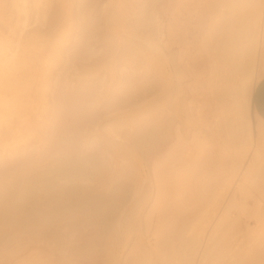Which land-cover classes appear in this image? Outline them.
<instances>
[{"label": "rangeland", "instance_id": "rangeland-1", "mask_svg": "<svg viewBox=\"0 0 264 264\" xmlns=\"http://www.w3.org/2000/svg\"><path fill=\"white\" fill-rule=\"evenodd\" d=\"M149 1L0 0V36L15 37L16 35L8 31V25H5L4 21L6 18H20L15 30L21 29L18 30L21 36L31 31L46 34L48 29L53 30L49 41L48 38L45 40V37L41 40L44 44H35L28 51L31 54H40L43 51L48 53L45 63L50 65L48 66L49 75L44 85L39 76L26 77L16 90H12L13 96L26 98V95H31L33 109L28 112V117L41 119L52 112L53 121L49 129L51 131H48L50 143L39 147L36 145V134L24 129L19 136L9 138L5 145L1 146L3 149L0 147L3 153L8 155L17 149L21 151L14 161L8 160L13 155H9L5 161L0 160V181H4L1 177L4 176V170L7 167H13L15 164L23 169V167L33 165L37 157H41L39 159L42 166L51 165L54 168L57 166L53 151L57 144L56 136L64 124L66 106L72 88L80 83L81 77L86 72L99 71L105 78L104 85L110 88L113 95L119 94L121 98L124 94L127 95L131 87H135L133 88L135 90L141 88L144 83V86H150L149 88L153 90L149 98L152 97L160 103L159 116H164L166 113L164 110L167 107L166 116L171 119L167 129L162 128L159 138L157 137L158 144L154 151L147 154L142 172L149 173L152 180L157 172H161L168 190L161 209H152L155 191L139 209L132 231L121 252L122 262L125 261L124 257L127 256L131 247L136 245L137 236H141L144 244L148 246L154 241L155 233L163 236L162 233L168 226L169 220L172 219V215L174 217V215H182L196 209L200 204V197L208 190L210 191L206 195L208 204L219 192L222 196L219 197L220 202L212 212L209 223L202 234L199 248L195 252V264L199 263L201 253L206 248L210 252L209 264H264V223L255 224L251 221L247 224L249 214L246 208L241 210L231 208L233 219L229 223L221 218L224 206L232 199L234 193L239 196L241 202H246L252 200L250 195L247 198L245 196L246 190H250L259 195L264 204V189L258 188L253 178L243 179L241 177L252 164V151L249 148L244 154L242 153L243 156L240 158L238 154L242 152L240 147L242 143L239 144L238 138L230 132L234 122H243L238 112L242 98L241 89L236 95H229L225 98L219 96L217 89L223 72L222 60L218 51L227 29L231 26L233 18L239 15H245V19L254 17L252 19L253 23H256L255 27L259 26L262 18L264 19V0H254L259 5L257 13L249 9L251 6L249 0L239 5L235 2L236 5L234 0H151V3ZM220 4H223V8ZM38 5H49V7H37ZM23 6L25 10L20 8ZM64 6L66 9L69 7L68 15L60 17L61 14L64 15ZM151 14L156 16L155 19H160L163 26L164 41L160 43L153 40L155 45L161 48V52L153 50L149 45L146 47L132 46L114 58L89 62L83 43L87 32H94L104 37L112 35L113 31H136L154 35L156 29L149 20ZM109 15L111 18H106ZM2 17H4L3 20ZM182 17L189 19L183 20ZM180 18L183 20L182 23H180L182 21L179 20ZM72 52H75L73 56L76 58L73 56L70 58ZM66 57L71 61L65 63ZM243 62L246 65H252L250 84L254 87L253 85L264 75V45L256 53L245 54ZM63 66H66L64 70L61 69ZM23 70L26 71L27 67ZM60 70L59 77H54V74ZM167 77L171 80L169 81ZM64 79L70 81L73 87L65 89L66 86L62 82ZM191 84L193 90L198 93L193 103L189 102L191 96L188 90ZM60 87L64 88L63 91ZM166 88L171 90H169L171 93L169 92L170 99L167 104ZM52 94L56 97L53 100ZM116 96L113 98L116 99ZM115 99L113 100L114 107L116 100H119ZM192 105H196V111L191 108ZM137 106L138 103L114 108L113 127L110 130L111 140L126 142L158 117L155 112H149L145 114L147 118L149 117L148 120L143 122L141 116H135ZM4 109L5 106L0 103V110ZM247 109L252 132L256 133V126L258 124L264 126V122L259 120L252 111L250 100ZM22 113L23 108L18 105L9 114L0 115V130L18 120ZM123 120L128 121L123 123ZM47 147L54 153L46 155ZM39 152L40 155H38ZM113 154L111 150L104 166L94 171H98L100 179L105 182L115 170L121 177L132 176V179H126L127 184L130 183V185H123V192L127 193L139 171L135 167V162L133 164L130 159L122 156L113 157ZM262 160L259 164L256 163V167L258 165L260 167L261 162L264 163V158ZM28 172L22 170L20 174ZM225 175H228L230 180L223 185L225 180L222 179ZM60 181L64 180L60 179ZM80 182L91 183L87 180H80ZM210 206L212 205L201 206L199 213L206 208L208 210ZM67 210L68 207L65 210L62 209L65 213L63 218L50 222V227L53 228L51 230L55 233L51 231L52 233L49 232L48 236L45 234L47 237L43 236L42 240L34 239L32 236L27 237L26 233L13 232L12 229L21 227V224L11 226L8 233L11 234L9 236H13V246L0 253V264H98L102 261L104 254L98 251L96 254L92 250L88 255L86 254L87 256L79 253L83 250V244L87 243L84 241L85 235L93 237L96 233H100L99 237L105 236L107 232H110V222H106L101 231L98 229L95 231L97 225L95 220L75 221L78 217L68 218ZM159 216L166 222L162 223V227L158 222ZM215 226L217 228L212 230ZM56 227L58 230L55 231ZM175 243L178 252L180 247L177 242ZM142 254L144 264H168L166 253H160L158 256L155 251L151 254L144 251ZM250 255H252V260L246 262L245 258ZM201 261L207 262V257L204 260L202 258Z\"/></svg>", "mask_w": 264, "mask_h": 264}, {"label": "bare ground", "instance_id": "bare-ground-1", "mask_svg": "<svg viewBox=\"0 0 264 264\" xmlns=\"http://www.w3.org/2000/svg\"><path fill=\"white\" fill-rule=\"evenodd\" d=\"M243 1L246 3L247 0H234V3L236 2L239 5ZM249 1L251 3L249 9L253 12L258 11L259 8H257V6L259 5L257 2H254V0ZM149 3H151V0ZM221 7L223 8V4ZM20 8L25 10V6ZM68 8L66 9L64 6V15L61 14L60 17L68 15ZM244 16L245 15H239L233 18V21L231 20L232 24H230L231 26L227 29V33L219 47L218 52L222 60L223 72L219 78L217 89L219 96L223 98L229 95H236L241 89L242 98L239 103L238 112L242 117L243 122H234L230 128V132L235 138H238L239 144L242 143L240 146L242 152L239 151L241 154H238L240 155V158L249 148L252 151V164L249 166V170L244 172L241 177L243 179L246 177L253 178L255 185L258 188L264 189V163L262 164L261 162V166L259 167L258 165V167H256V163L259 164L264 158V126L258 124L256 126V133L252 132L247 109L253 90V87H251L250 84L252 80V65H246L243 62L245 54L256 53L261 46L264 45V19L262 18L261 24L255 27L256 23H253L254 17L245 19ZM108 17L111 18L110 15L106 16V18ZM155 17L154 14H151L149 20L154 24L157 31L158 25H161V20L155 19ZM3 18L4 17H2V20ZM19 19H4L5 25H8V31L15 33V37L0 36V41L7 40L9 43V53L6 65L2 54L0 57V103L5 106L4 110H0V115L9 114L11 110L18 105L22 106L23 113L18 120L9 123L6 128L0 130V147H3L9 138L19 136L23 129L36 134V145H39L40 147V145L43 146L48 144V142L50 143V136H48L50 133L48 131H51L49 129L51 128L53 121L52 112L48 113V115L41 119H37V117H28V112L30 109H33L31 95H26V98L19 97L18 95L13 96L12 90H16L21 81L26 77L36 78L39 76L44 85L49 75L48 66L50 65L45 63V60L47 61L48 53L43 51L40 54L32 53V55L28 51L35 44L40 45L43 43L41 40L45 37V40L48 38L49 41L53 30L51 31L52 28L48 29L46 34H44L45 32L40 33V31H31L26 35L21 36L18 31L21 29L15 30V26L17 27ZM184 19L188 20L189 18H183V20ZM179 20L182 19L180 18ZM183 20L180 21V23H182ZM186 20L184 22L187 24ZM258 21L260 20L258 19ZM22 24H24V21H22ZM67 24L68 22L66 23V26ZM148 45L152 47L153 50L161 52V48L156 46L153 41L148 42ZM73 53L75 52H72L70 58L74 55ZM66 54H69V52H66ZM66 58L64 59L65 63L71 61L68 60L69 58L66 60ZM73 58L76 57L73 56ZM65 63L63 64L65 65ZM24 67H27L26 71L23 70ZM65 67L63 66L61 69L64 70ZM60 72L61 70L56 74L53 73L55 75L54 77H59ZM168 79L169 81L171 80V78ZM62 82H64V85L66 86L64 87L65 89L67 87H73V84H71L70 81H65L64 79ZM137 85L139 87V84ZM142 87L136 88L135 90L133 89L135 87H131L127 92V95L123 93L124 95L122 98L119 94L113 95V97L117 95L116 99H119L116 100L113 98V100H116L115 109L121 108L125 105L138 103V106L135 108V116H141L143 122L148 120L149 117L147 118L145 114L149 112H155L156 116H158L153 123L146 125L144 129L142 128L143 131L140 133L138 132L139 134L136 133L134 136H131L129 140H127L128 142H115L114 140H111V150L112 153H114L113 157L122 156L130 159L133 164L135 162V167L138 169L139 174L133 182L134 186H130L129 191L124 193L123 185H130V183L127 184L126 179H132V176L124 175L125 177H121L117 174L116 170L110 177L108 176L109 179L105 182L100 179L98 171L68 176L57 168V166H55V168L51 167V165L42 166L39 159L41 157H37L34 160L33 165L25 168L23 167V169L20 168V166L13 164V167H7V169L4 170L5 174L1 177V180L4 181H0V253L11 249V246H13V236H9L11 234L8 233V229L11 226H20L21 224V227L12 229L13 232L26 233L25 236L27 237L32 236L34 239L42 240L41 238L43 236H48V233L53 230V228L50 227V222L63 218L65 213L62 209L64 208L65 210V208L68 207V218L78 217L75 221L83 219L84 222L95 220L97 224L95 231L97 229L101 231L102 226L105 225L106 222H110V232H107L105 236L99 237L98 234L100 233H96L95 235L92 234L93 237L86 234L87 236L85 235L84 241L87 243L85 245L83 244V250L79 253L82 254V256H85L93 250L96 254L97 251L104 254L103 260L98 262V264H144V258H142V253L144 251L147 254H151L155 251L158 253V256L160 253H166L168 255V264H195V252L197 248H199L198 245L200 244L202 234L209 223L210 216L220 202V200L218 201L219 197L222 196L220 192L214 200L208 204L206 203V195H208L210 191L206 190L200 197V204L196 209L187 211L182 215H174V217L172 215V219L169 220L168 226L165 225V227H167L162 233L163 236H159L155 233L154 241L148 246L144 244V240L141 236H137L138 239L135 243L136 245L131 247L128 254H126L127 256L124 257L125 261L122 262L123 254H121V252L123 251L127 238L132 231L139 209L148 199H150L151 194L154 191L152 209H161L163 201L165 200L164 196L168 190L161 172H157L153 176V178L155 177L153 180L149 173L144 174L142 172V167L145 164L144 160H146L147 154L154 151V148L158 144V142H156L157 137L159 138L162 128L164 130L167 129L171 119L166 116L168 111L167 107H165L164 111H166V113L164 116H159V101L152 97L149 98L153 93V90H151L152 88L150 89V86L147 85L144 86V83ZM64 88L60 87L61 91H63L62 89ZM130 90L132 91L130 92ZM169 90V88L165 89L166 104L170 99L169 94L171 93V90ZM188 92L191 96L189 102L193 103L196 101V95L198 93L193 90L192 84L189 85ZM54 94H52L54 97L51 96L52 100L53 98H56ZM118 96L120 98H118ZM191 108L195 111L197 110L196 105H192ZM51 111H53V109ZM257 117L264 122V119L260 118L258 115ZM128 120H123V123ZM129 134L131 135L130 132ZM48 147L50 146L48 145ZM20 151V149H17L7 155L0 149V160L5 161L9 155H13V157H9L8 160L14 161L17 154H20ZM48 151L46 155L54 153V150H50L51 152L49 151V153ZM38 155H40V152ZM22 170L29 172L26 174H20ZM155 172L156 171H154V173ZM60 179L64 181L62 182ZM80 180H87L91 183H81ZM222 180H225V182L222 181L224 182L222 184L225 185L230 179L228 175H225ZM202 184L203 183H201V185ZM248 195L252 197V200L241 202L239 196L236 193L233 194L232 199L223 208V215L221 216L223 221L225 220L227 223L232 221L233 216L231 215V208H237L239 210L246 208L249 214L247 224H250L251 221L255 224L264 223V204H262V198L250 190H246V198ZM205 205L212 206H210L208 210L206 208L199 213V208L201 206L205 207ZM221 218H219V220H221ZM159 219L158 222L160 227H162V223L164 224L166 222H164L160 216ZM57 228L58 227L54 230H58ZM216 228L217 227L215 226L212 230H215ZM52 232L55 233L54 231ZM48 242L49 241L47 240V243ZM175 242H177L180 247L178 252ZM209 255L210 252L208 251V248L203 250L198 264H209ZM240 255H242V253ZM206 257L207 262L201 261L202 258L204 260ZM70 259H72V257ZM250 260H252V255L245 258L246 262Z\"/></svg>", "mask_w": 264, "mask_h": 264}, {"label": "clouds", "instance_id": "clouds-1", "mask_svg": "<svg viewBox=\"0 0 264 264\" xmlns=\"http://www.w3.org/2000/svg\"><path fill=\"white\" fill-rule=\"evenodd\" d=\"M37 7L47 8L49 5ZM164 39L163 26L158 25L154 35L113 31L112 35L104 37L87 32L83 43L91 62L114 58L128 47H146L153 40L162 43ZM8 53V41H0V54L5 59V65ZM104 80L99 71L86 72L70 94L66 118L57 134L54 150L57 167L68 176L103 167L110 156L114 101L112 91L104 85Z\"/></svg>", "mask_w": 264, "mask_h": 264}, {"label": "crops", "instance_id": "crops-1", "mask_svg": "<svg viewBox=\"0 0 264 264\" xmlns=\"http://www.w3.org/2000/svg\"><path fill=\"white\" fill-rule=\"evenodd\" d=\"M250 105L252 111L264 119V75L259 78L253 87Z\"/></svg>", "mask_w": 264, "mask_h": 264}]
</instances>
